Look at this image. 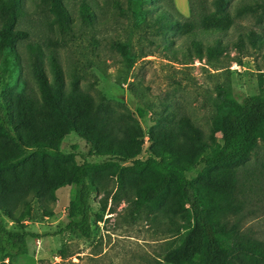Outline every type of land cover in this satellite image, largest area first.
I'll list each match as a JSON object with an SVG mask.
<instances>
[{
    "label": "trees",
    "instance_id": "trees-1",
    "mask_svg": "<svg viewBox=\"0 0 264 264\" xmlns=\"http://www.w3.org/2000/svg\"><path fill=\"white\" fill-rule=\"evenodd\" d=\"M66 1L37 2L61 34L69 32L73 25ZM160 1L106 0L105 4L119 16L132 20L140 31L157 35L223 33L234 23L225 10L226 0H213V10L205 0H187L189 14L182 20L155 4ZM21 2L0 0V53L8 52L16 72L19 66L15 44L26 37V31L15 27L22 13ZM97 7V0H76L80 22L92 25L97 18ZM257 7L260 6L244 5L240 12H253ZM256 18L259 20L260 14ZM243 35L251 47L260 48L263 44L260 33L247 30L238 35L235 43L238 48ZM27 47L37 54L31 70L39 94L17 91L0 99V256L3 260L8 263L21 255L28 238L37 236L25 229L31 200L39 203L43 215H50L46 206L54 200L55 190L72 186L67 221L61 231L89 237V197L92 190L100 187L112 200L124 198L134 208L168 214L172 222L174 217L186 222L178 234V242L161 255L165 264H264L261 241L248 237L234 239L232 230L225 228L220 217L234 180L230 168L246 159L257 140H264V72L256 78L258 92L239 100L228 88L218 89L207 138L186 116L159 117L145 132L149 146L146 157L140 159L143 132L130 112L114 109L102 95L93 97L81 90L74 75L65 89L61 68L52 57L48 62L51 72L48 79L42 68L41 50L37 45ZM112 47L120 52L126 68H130L134 57L129 45L115 41ZM225 49L220 37L211 44L192 37L185 47L189 56L208 60L216 59ZM137 112L141 117L142 110L138 108ZM69 131L85 141L91 154L108 159L75 162L73 151L59 149ZM196 164H201V168L193 177H187L186 172ZM111 177L116 185L113 193L104 184ZM217 197L218 204L214 201ZM176 230L174 234L178 233Z\"/></svg>",
    "mask_w": 264,
    "mask_h": 264
},
{
    "label": "rangeland",
    "instance_id": "rangeland-1",
    "mask_svg": "<svg viewBox=\"0 0 264 264\" xmlns=\"http://www.w3.org/2000/svg\"><path fill=\"white\" fill-rule=\"evenodd\" d=\"M105 1L97 0V18L92 25H85L80 22L76 0H67L73 25L69 32L61 34L38 0H22V13L15 26L26 31V37L15 44L19 70H13L7 51L0 53V99L17 91L39 94L31 70L37 54L27 47L37 45L48 79L51 78L48 62L52 57L61 68L65 89L74 75L81 90L93 97L102 95L114 109L132 114L143 132L139 158L144 159L149 146L145 132L159 117L186 116L207 138L220 87L228 88L237 100L258 92L256 78L264 72V0H226L225 10L233 25L223 33L196 31L192 36L142 32ZM172 1L155 4L169 10L178 20L187 17V0ZM212 1L205 0L211 10ZM256 4L260 7L255 11L240 12L244 5ZM247 30L262 35L260 48L251 47L244 35L239 48L235 46L238 35ZM192 37L202 39L205 44L220 37L226 49L212 60L189 56L185 47ZM115 41L129 45L134 57L130 68H126L122 55L112 47ZM138 108L142 110L141 117ZM213 135L218 141V135ZM59 149L73 151L77 163L108 159L91 154L89 146L73 131L63 137ZM200 168L201 164L194 165L186 172L187 177H193ZM230 171L234 180L228 203L220 214L221 221L228 231L232 230L234 239L248 237L264 246V140H257L246 159ZM104 184L112 193L116 189L112 177ZM72 190V186L55 190L54 200L46 206L50 215H43L39 203L31 200L30 215L24 223L25 229L37 236L28 238L25 251L10 262L0 256V264H165L161 255L178 242V234L187 225L178 217H174V223L168 214L134 208L124 198L112 200L99 187L89 197L91 231L84 238L61 231L67 221L66 208ZM214 201L218 204L220 198ZM177 228L178 233L174 234Z\"/></svg>",
    "mask_w": 264,
    "mask_h": 264
}]
</instances>
